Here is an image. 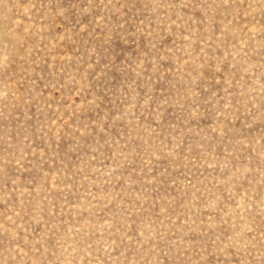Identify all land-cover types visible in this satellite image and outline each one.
I'll return each mask as SVG.
<instances>
[{
	"label": "rangeland",
	"instance_id": "1",
	"mask_svg": "<svg viewBox=\"0 0 264 264\" xmlns=\"http://www.w3.org/2000/svg\"><path fill=\"white\" fill-rule=\"evenodd\" d=\"M0 264H264V0H0Z\"/></svg>",
	"mask_w": 264,
	"mask_h": 264
}]
</instances>
